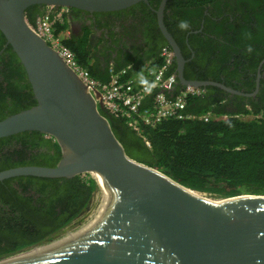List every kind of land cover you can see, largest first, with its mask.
<instances>
[{
	"label": "water",
	"instance_id": "95a60500",
	"mask_svg": "<svg viewBox=\"0 0 264 264\" xmlns=\"http://www.w3.org/2000/svg\"><path fill=\"white\" fill-rule=\"evenodd\" d=\"M139 1L0 0V33L23 67L35 100L0 119V138L38 131L51 136L61 151L53 166L3 169L0 180L20 175L69 178L90 171L101 178L72 225L0 258V264H264V194L216 197L131 158L95 96L25 15L31 5L108 12ZM165 2L156 10L157 21L174 48L179 83L252 96L255 90L184 78L183 58L162 21Z\"/></svg>",
	"mask_w": 264,
	"mask_h": 264
},
{
	"label": "trees",
	"instance_id": "16d2710c",
	"mask_svg": "<svg viewBox=\"0 0 264 264\" xmlns=\"http://www.w3.org/2000/svg\"><path fill=\"white\" fill-rule=\"evenodd\" d=\"M157 1L150 0L153 3ZM35 6L39 5L30 6L25 11L27 22L32 26H35L37 19L46 12V7L34 10ZM135 7L140 8L142 14L143 12L150 14L144 3H139ZM165 9L168 12L164 13V22L172 34L171 28L178 31L180 29L178 25L182 20L188 21L187 30L196 29L203 12H208L209 15L203 18L204 34L190 36L191 39L199 42L205 61L220 66L228 59L230 62L233 60L234 63L252 57L256 62L264 57V0H168ZM151 26L154 27L147 35L152 41L136 62L127 58L122 63H117L118 61L113 59L105 60V64L99 63L93 51L89 49L90 42L86 34L76 38L69 36L65 17L63 22L54 24V34L74 53L81 67L85 68L93 78L105 82L109 78V67L116 70L131 64L133 72H140L145 69L144 65L147 61L152 60L157 63L158 52L167 43L160 34L153 33L156 31L154 15L151 17ZM84 29L87 30V27L84 26ZM4 42L5 39L0 33L2 50L0 119L35 103L21 64L9 45L3 48ZM249 46L252 49L250 52L247 51ZM186 67L193 70L194 61L187 62ZM186 74L185 70L184 77ZM198 79L220 80L207 76H200ZM224 83L241 89L230 82ZM182 87V84L177 83L171 91L166 92V95L173 97L183 89ZM243 87L242 90L249 91L246 85ZM200 88L202 91L199 94L187 96L185 113L198 116L211 112L216 116L225 114L227 118H211L207 121L197 118H171L161 121L154 127L142 125L141 132L148 140L149 146L126 126L123 119L114 117L103 109L102 114L107 118L114 135L131 158L162 171L183 186L216 197L243 193L264 194V118L255 116L259 113L264 114V105L254 104L247 97L233 95L229 98L227 93L216 86L207 85ZM233 102L236 104L234 107L230 106ZM144 105L150 106L149 98ZM244 115L254 117L244 118ZM37 137L42 138V135L36 131H23L1 137L0 147L15 142L12 147L16 159L7 157L6 162H11V165L53 164L59 157L58 145L51 143L49 139L44 141L54 147V155H33L32 157H36L33 161H20L27 158L26 150L40 145L36 142ZM4 156V153H0V161ZM11 165H1L0 168ZM22 179L37 182L34 187L39 192L40 198L44 200V205L55 199L57 204L42 211H20L22 219L33 222L34 226L19 229L0 228V238L8 240L0 242V256L40 243L60 231L86 208L96 188L95 181L91 177L79 175L70 179L18 176L0 181V188L14 187L7 181ZM18 184L22 188L28 186L22 182Z\"/></svg>",
	"mask_w": 264,
	"mask_h": 264
},
{
	"label": "flooded vegetation",
	"instance_id": "af4514ba",
	"mask_svg": "<svg viewBox=\"0 0 264 264\" xmlns=\"http://www.w3.org/2000/svg\"><path fill=\"white\" fill-rule=\"evenodd\" d=\"M160 1L161 0H158L156 3H153L150 2V0H146V1L142 0L128 7L122 8L120 10L108 11L113 13L87 12L72 7L66 8V13L64 17L68 24L69 36L70 37L74 36L76 38V37H81L83 34H86L87 40L90 42L89 49L93 51L94 56L96 57V59L99 60V63L101 64H103L107 59H113L118 61L117 63H122L126 61L128 58L136 62V60H138V57L142 54L143 50H145L148 44L152 41V39L147 35V33L150 32L152 27H154L151 26V17L152 15H154V21L156 23V31L153 33L155 35L160 34L163 40L166 41L167 43V45L164 46H168L169 48L172 49V51H174V48L169 43V41L165 39L164 33L158 26L156 10L158 9ZM167 2L168 0H166L163 7L162 21L168 34L172 37L174 43L178 47L179 52L183 58V63H182L183 76L185 70L187 72L184 78L187 81H198L200 80L198 79L200 76L216 77L219 78L220 80L218 79H206V80L220 82L224 85H226L224 82H230L234 85L239 86L241 89L234 88L230 85H226V86L240 91H244L242 90L244 89L243 85H246L249 91H244V92H252L255 90V93L252 96H241L237 94H231L230 92H227L219 87L217 88L227 93L229 98L233 95L239 97H247L250 98L251 100L249 101L254 102V104H257L259 106L264 105V66H263L264 57L260 58L256 62H254L255 58L252 57H248L246 60L243 61L237 60L239 62H234V63L233 60H231L230 62V59H228L220 66H216V64L212 62L205 61L204 54H202L200 51L199 42L195 39H191L190 36L193 34H197V35L204 34V31L202 30L203 18L209 15L208 12L206 11L203 12L202 16L200 17L201 19L198 21V26L196 29H189L186 31L178 29V31H176L174 28H171L173 32L172 34L168 30L166 26L167 24L164 22V13L168 12L165 9ZM139 3H144L150 10V14H147L145 12L143 13L147 15L142 14L141 9L135 7ZM42 7L45 6H41V5L35 6L34 10L42 9ZM52 8H54L53 10L56 9V7H52ZM223 15L226 14L223 13ZM231 19L232 16L230 15V20ZM169 21L171 22L170 15H169ZM168 25H170L169 22ZM84 26L87 27V30L84 29ZM5 46L6 45L4 42L3 48ZM1 52L2 50L0 49V53ZM191 60L194 61V67H192L194 71L191 70L189 67H186V63ZM176 69H177V63L174 58L170 70L176 74V78H177ZM177 83H179L178 79H177ZM205 86L207 85H199L196 88L199 90V92H201L202 88L200 87H205ZM235 105L236 104L234 102L230 103V106L232 107H234ZM258 115L264 116V114L262 113H259ZM40 134L42 135V138L39 137L36 138V142L39 143L40 145L38 147H33L30 150H26L27 158L21 159L20 161L22 162L33 161L36 158V157H32L33 155H40V154L54 155L55 153L54 147L49 146L50 144L48 142H45L44 140L49 139L51 143H56V141L51 136L44 135L43 133ZM12 143L13 144L11 145H4L0 147V153L5 154L3 159L0 161V166L11 165V162H6L7 157H13L16 159V154L14 153L15 151L14 148L12 147L15 142L12 141ZM58 153H59L58 154L59 157L57 158L56 161L54 160L55 162L53 161L54 163L51 165L27 163V164L11 165L0 169L3 170V169L23 166V165L53 166L61 158V151L59 146H58ZM78 175L81 176V174ZM20 176H31V175H20ZM14 177H18V176H13L9 178H14ZM34 177H38V176H34ZM9 178H5V179H9ZM39 178H49V177H39ZM61 178L70 179L72 177L69 178L54 177L49 179H61ZM3 180L4 179L0 181ZM19 182H22V184H26L28 186L22 188L18 184ZM58 182H62V181H58ZM7 183L13 185L14 187L0 188V228L19 229V228L34 226L35 224L33 222H27L22 219L20 211H30V210L42 211L44 210V208L48 209L54 206L55 204H57L56 199L53 202H48L45 205L43 204L44 200L40 198L39 192L34 187L37 185V182L35 181L28 182L27 179H22L20 181L9 180L7 181ZM75 219H73L62 229L68 227V225H72V222H74ZM60 231L56 232L53 235H57L58 233H60ZM6 241L8 240L5 238H0V242H6ZM31 246L23 247L15 252H12L7 255H2L0 257L2 258L12 254L23 252Z\"/></svg>",
	"mask_w": 264,
	"mask_h": 264
},
{
	"label": "built area",
	"instance_id": "2783aa9c",
	"mask_svg": "<svg viewBox=\"0 0 264 264\" xmlns=\"http://www.w3.org/2000/svg\"><path fill=\"white\" fill-rule=\"evenodd\" d=\"M65 13V7H59L54 12L47 10L32 29L77 75L88 91L95 96V100L102 109L114 117L123 119L126 126L140 136L145 145L149 146V142L141 132L142 125L154 127L161 121L171 118H197L203 121L211 118H227L225 114L216 116L211 112L198 116L186 114L187 96L200 93L194 86L183 85V89L175 96L166 95V92L171 91L177 84L176 74L170 70L174 54L168 46L160 48L156 64L155 61H147L144 65L145 69L140 72H133L131 64H127L116 70L109 67V78L105 82L93 78L77 63L74 53L54 34V24L63 22ZM148 98L150 99L149 107L144 105ZM255 116L264 118V116ZM243 117L254 116L244 115Z\"/></svg>",
	"mask_w": 264,
	"mask_h": 264
},
{
	"label": "clouds",
	"instance_id": "9594fccd",
	"mask_svg": "<svg viewBox=\"0 0 264 264\" xmlns=\"http://www.w3.org/2000/svg\"><path fill=\"white\" fill-rule=\"evenodd\" d=\"M46 8V11L47 10H50L51 12H54V11H56L58 8H56L55 10H53L54 8H52V7H50V6H45ZM45 14V13H44ZM39 19V18H38ZM37 19V20H38ZM31 27H34V26H32V25H30ZM178 27L181 29V30H187L188 29V27H189V24H188V21H184V20H182V21H180V23H179V25H178ZM252 49H251V47L249 46L248 47V49H247V51H251Z\"/></svg>",
	"mask_w": 264,
	"mask_h": 264
},
{
	"label": "bare ground",
	"instance_id": "6f19581e",
	"mask_svg": "<svg viewBox=\"0 0 264 264\" xmlns=\"http://www.w3.org/2000/svg\"><path fill=\"white\" fill-rule=\"evenodd\" d=\"M88 174L90 175V177L94 180V181H96V180H100L101 178H100V176H98L95 172H88Z\"/></svg>",
	"mask_w": 264,
	"mask_h": 264
},
{
	"label": "rangeland",
	"instance_id": "374dc122",
	"mask_svg": "<svg viewBox=\"0 0 264 264\" xmlns=\"http://www.w3.org/2000/svg\"><path fill=\"white\" fill-rule=\"evenodd\" d=\"M250 117V116H249ZM85 176H89L90 177V175L88 174V173H82L81 174V177H85Z\"/></svg>",
	"mask_w": 264,
	"mask_h": 264
}]
</instances>
